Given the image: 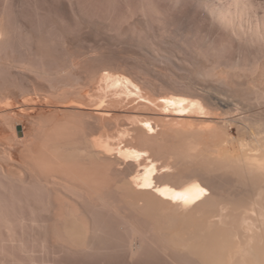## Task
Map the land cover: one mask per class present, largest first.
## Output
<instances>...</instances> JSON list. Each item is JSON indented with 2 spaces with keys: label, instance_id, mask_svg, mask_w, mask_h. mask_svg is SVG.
I'll return each instance as SVG.
<instances>
[{
  "label": "rangeland",
  "instance_id": "374dc122",
  "mask_svg": "<svg viewBox=\"0 0 264 264\" xmlns=\"http://www.w3.org/2000/svg\"><path fill=\"white\" fill-rule=\"evenodd\" d=\"M200 1L0 0V49L3 48L0 50V264H206L208 263L206 259L210 261L213 258L216 254L214 248L219 242H217L218 235L215 234L217 228L208 227L205 220L211 213L205 215L206 212L200 210L201 213L204 212L202 216L199 215L200 213L196 214V209L193 214L189 212L192 209H182L180 206L171 208L167 206L168 204L163 205L164 202L157 204L161 201L149 199L152 196H147V193H144L146 197L143 195L142 197L155 206L149 204V208L144 203L148 207L144 208L140 200L143 199L141 197L143 191H135L138 189L135 184H131L135 186L132 188L135 192L132 198H129L131 197L129 186L130 195L121 193L124 192L120 191L122 188L116 189L113 184L123 181L122 185L127 188L125 184L127 180L124 181V177L119 175L123 174L121 171L130 169L125 163L134 165L135 162L132 161L133 164H130V161L117 158L116 153H107L93 143L109 141L114 145L119 142L129 145L132 141L133 147L138 145L136 147L138 148L140 144L139 148L145 147V141L141 140L145 145L140 140L137 141L139 138L136 135L140 128L136 132V128L130 127H141L140 121L149 118L152 120L151 116L155 117V112L160 114L162 107L159 105L158 96L162 94L156 92L163 91L164 94L171 87L180 94L191 93V97L199 95V98L209 104L208 108L213 104L208 109L207 121H201L198 113L190 116L191 118L194 116L196 121L188 119L189 117L188 122L187 119L185 120L187 124L192 122L193 128L197 129L202 125L207 127L216 123H222L220 126L228 123L231 125V122L237 119L235 122L237 125L235 123L234 126L231 125L236 128L233 130L232 127L233 133L243 136L242 131L245 129L244 134L248 138L250 134L247 130H251L250 126L252 130L264 126V100L260 99L261 89L263 88L264 91V45L250 44L242 39L229 40L228 34H224L218 24L207 16ZM260 3L264 6V0H260ZM103 68H116L114 72L121 70L122 73L131 75L134 81L137 79L136 82L141 84L142 89L147 88L142 90V94L153 100V103H144L135 96L128 100L132 104L125 101L127 103L124 102V105L112 106L109 101L114 91L108 87L102 77V73L106 70ZM95 81L98 83L95 84ZM82 88L85 89L81 91ZM149 89L155 91L149 92ZM221 98L232 101L229 105L231 109L220 104ZM100 108L113 110L112 117L108 115L106 116L108 120H105L102 114L98 113ZM237 115L243 119L237 118ZM155 118L152 122L155 120L159 123V117L156 118L157 120ZM226 120L233 121L226 122ZM111 122L117 127L114 125L112 127ZM118 123L123 124L118 125ZM239 124L241 128L236 127ZM17 125L23 126V136L18 135ZM93 128L97 134L94 132L90 135ZM106 128L107 131L102 130ZM237 129H242L241 133ZM176 136L172 137L177 138ZM179 137L178 139H181ZM173 138L170 137L168 140L173 141ZM163 140L166 141L167 137ZM88 141L89 143L92 141L93 147ZM176 141H174L175 148H179L177 143L181 144V142L178 140L176 143ZM148 142L152 140H148L147 144ZM166 142L172 143L170 145L174 144L170 141ZM150 147L146 148L150 149ZM92 148L100 150V153L94 152V149L92 151ZM142 150L148 149L142 148ZM105 154L109 155L108 158L111 155L114 157L111 156L110 161L104 158V161L109 162L103 163V159L99 156ZM155 154L158 157L156 162L158 166L160 163V167L168 164L174 166L173 170L174 168L178 170L182 165L176 166L180 163V157L174 156L178 159L175 163L174 157L168 159L163 154L162 156ZM116 158L122 160L123 164ZM113 160L119 163L116 164ZM170 161H173V164H170ZM180 161L185 162L182 159ZM112 162L116 165L113 166ZM190 162L195 163L193 166L201 165L200 162ZM102 164L107 167L108 164L112 165L113 171L110 173L109 168L104 170L106 166ZM192 164L190 166L188 164L187 167L190 168ZM122 166L126 169H122ZM182 168L188 169L182 165L179 170H183ZM17 170L22 171L17 172ZM91 170L94 171L90 173ZM114 170H121L119 171L121 173H116ZM219 172L221 173L218 174ZM219 172L215 175L217 174L216 179L221 176V180L218 178V182L214 179L210 181L214 183L211 185L209 183L210 186L218 187L215 191L217 194L219 189L224 188L225 191L231 190L228 192H239L241 197L244 194L241 195L240 192L244 191V188L249 190L251 184L248 182H253L247 181L251 178L249 176L242 175L247 178L244 181L241 175L238 179L224 170ZM113 173L123 180L116 178L118 180L114 181ZM102 174L104 176H101ZM228 174L233 177H229ZM130 175L126 176L130 179ZM159 176L163 182L170 178L162 179L164 177L161 174ZM99 178L104 179L99 180ZM83 180L86 182L84 183ZM97 180L98 183L95 184ZM99 184L102 187H98ZM120 185L116 186L119 188L122 186ZM108 187L111 189L110 192ZM215 188L213 187L214 190ZM256 191L258 192V189ZM255 192L251 194L254 196ZM235 194L233 200V196L227 198L229 193L225 194L226 198L223 194L222 196L235 206L239 197L238 193L237 196ZM252 195H249L248 199ZM196 215H199L197 220ZM168 216H172L173 219ZM199 221L201 224H198ZM197 224L201 226L198 228ZM201 227H207L208 234L205 232L204 235ZM198 229H200L199 234L196 231ZM212 231L215 237H209ZM201 233L203 236H200ZM164 234H166L165 238ZM208 237L214 238L212 246L210 245L212 249L206 247L208 245L206 241L210 240ZM198 247L199 249H196ZM199 250L204 252L200 253ZM207 253H211L210 258H207Z\"/></svg>",
  "mask_w": 264,
  "mask_h": 264
},
{
  "label": "bare ground",
  "instance_id": "6f19581e",
  "mask_svg": "<svg viewBox=\"0 0 264 264\" xmlns=\"http://www.w3.org/2000/svg\"><path fill=\"white\" fill-rule=\"evenodd\" d=\"M201 3L203 5L202 7H204L203 9L206 12L207 16L211 17L216 22V24H218L217 26H219V28L224 31V32L222 31L224 34L225 33L228 34V36L230 37V38L228 37L229 40L230 39H233V40L238 39V41H239L240 39H242L243 41L245 40V42H248L250 44H255V45L256 44H262V46L264 45V8H263L264 6L261 5L260 0L259 1L258 0H203V1L201 0L200 4ZM262 8H263V10L261 11ZM260 11L263 13H261ZM214 21H213V23H214ZM212 25H214V24H212ZM219 28H218V30H219ZM223 36H225V35H223ZM238 41H237V43H238ZM223 42H225V41H223ZM250 46H252V45H250ZM2 49H0V50H2ZM213 53H214V51H213ZM0 55H1V53H0ZM216 62H218V61H216ZM237 64H238V62H237ZM254 67H256V66H254ZM244 68H245V66H244ZM262 68H261V70H262ZM103 69L105 70L106 68H103ZM115 70H116V68L115 69H106L104 72L100 71V72H103L102 77H103L104 81L106 82V84L108 85V87H110L114 91V94L110 98V101H109L112 106H117L119 104H123L125 101H128L132 97H135V96L139 99V101H142L144 103H153V100H151L149 97L142 94V90L147 89V88L142 89L141 84H137V82H136L137 79H136V81H134L135 79H132L131 75L128 76L127 74H124L125 72L122 73L121 70L120 71L117 70L116 72H114ZM255 70H257V69H255ZM259 70H260V68H259ZM118 72H121V73H118ZM256 72H258V71H256ZM209 73H211V72H209ZM250 74H252V73H250ZM243 77H245V76L243 75ZM53 78H54V76H52L51 79H53ZM260 79H261V76H260ZM139 80H141V79H139ZM93 82H94V79H93ZM93 82H92V84H93ZM139 82L140 81H138V83ZM250 82H251V80H250ZM252 82H254V81H252ZM262 82L263 81H261V83ZM96 83H98V82L95 81V84ZM100 85H102V84H100ZM148 87H149V85H148ZM85 88H82L81 91H83V89H85ZM258 88H260V86ZM183 89H185V88H183ZM252 89H255V88H252ZM89 90H91V89H89ZM152 90H150L149 92H152ZM160 90H162V89H160ZM168 90L166 91V89H165L164 92L166 91L167 93L165 92L164 94H163V91H159L161 93L156 92L159 95L162 94L161 96H158L159 97L158 102H159V105L162 107V111L160 112V114L159 113L157 114L156 112L154 113L156 118L159 117L158 118L159 123H156L157 121L154 120V122L158 125L153 124L154 122H152V120L155 117L151 116L152 120H149L150 119L149 118L148 120L140 121L141 127H130L133 129L136 128V130H135L136 132H137V129L140 128L138 130L139 131L138 135H136L139 138V139H137V141L139 142V140H140V142H142L143 145H145V142H146L145 147L139 148L141 146V144L138 147L139 149L136 148L138 145H135V147H133L134 144L133 143L131 144L132 141H130V143H129V145L131 144V146L125 145V144H123V142H119L116 145L110 143L109 141H103V142L94 141L93 142L95 146L101 148L102 150H104L107 153H112V152L116 153V157L118 156L117 158L123 159L124 161H128V162L130 161L131 162L130 164H133L132 161L135 162L134 165H129V164L125 163L126 167L130 168L128 170L126 169V167L122 166V169L125 168L129 174H127V172L125 170H123V171H121V170L115 171L114 170L116 173L118 172L119 174L121 172H123V174L125 173L124 176H123V174H120V175L118 174V175L122 178L124 177L123 178L124 181L127 180V181H125V184H127V188L124 187L125 185H122L123 179H121L120 177L117 176V174H114V173H113L115 175V178H113L114 181L121 179L122 182L117 181L116 184H115V182H113V184L115 185L116 189L126 188L127 191H126V189L125 190L120 189V191H124L121 193H127V194L130 193L131 197L128 196L129 198H132V196L135 194V192L132 191V188H135V186H136L138 189H136L135 191H139V190L143 191L142 192L143 194H141V197H142V195L144 197H146L144 193H147V196H150V195L152 196L149 199L153 198L154 201H156V202L161 201V202H158L157 204L164 202V204L162 203L163 205L168 204L167 206L171 207V208H173L174 206H177L179 208V206H180V207H182V209L183 208L188 209V210L192 209L191 210L192 212L191 211H189V212L193 213V214H195L196 210H197L196 214L200 213L199 215H202V213L204 214V212H206L205 215L207 213H209V214L211 213L210 215L208 214L209 217L205 220L207 221L208 227H216L217 228L216 230L215 229L214 230H215V234L218 235V238H220V240H218V238H217V242H219V244L216 243V246L214 248V251L216 252V254L213 255V258L210 261L206 259V261H208V263H206V264H264V126H262V127L259 126V127H257L258 129L256 128V126H254L256 128V130L255 129L252 130V127L247 123L251 129L250 131H248L249 129L247 130V133L250 134V135H248V138L245 137L246 136L244 134V133H246L245 129H243L244 131H242V132H244L243 133L244 137L241 136V134L237 136L236 134L233 133V130L236 129L233 126L236 124L235 122L237 121V119L234 118V119H236L234 122L233 121L234 119L231 117L230 118L233 119V120H230V121H233V122H231L232 123L231 125H233V123H235L233 126H231L229 123L227 125H230V126H227V125L220 126V124H222V123H220V124L216 123L213 125H208L207 127H206V125H205V127H204V125H202V127H199L200 129L199 128H197V129L193 128L192 122H189L192 124V126H191V124H187V122L189 121L188 119H190V120L192 119V121H193L196 118H194V116H193V118H191L190 116H192L195 113H198V114H200L201 121L202 120L207 121L206 118H209V117H207V115L209 113L208 109L213 104L211 106H209V108H208L209 104H206L205 100L203 99L204 100L203 101L202 98H199V95L197 96V94H196L197 97H195L194 94H193L194 96L191 97L190 96V95H192L191 93H190V95L187 92H186L187 95L184 94L185 92L184 93L182 92V94H180V93H177V90H173L172 87H171V89L169 88ZM170 90L175 91V93L170 91ZM256 90H258V89H256ZM153 91H155V90H153ZM179 91L180 90H178V92ZM261 91L262 92H260V95H261L260 99H262V101H263L264 100L263 88L261 89ZM89 92H92V91H89ZM149 92H145V93L148 94ZM217 92H218V90H217ZM149 95H151V93ZM219 98L220 97H218V99ZM256 98L257 97H255V100H256ZM84 99H85V96H84ZM26 100H27V96H26ZM34 100H36V99H34ZM39 100H41V99H39ZM214 100H216V99H214ZM219 101H220V104H222L223 106H226V107L228 106V108L231 109V107H229V105L231 104L232 101L230 102L229 100H226L224 98H221V100H219ZM77 102H79V101H77ZM128 102H130V101H128ZM24 103H27V102H24ZM125 103H127V102H125ZM130 104H132V103L130 102ZM140 104H142V103H140ZM73 106H75V105H73ZM216 106H217V104H216ZM121 107H123V106H121ZM157 107H158V105H157ZM102 108H105V107H102ZM102 108H100L98 113L102 114V116L104 117L105 120H108L106 118V116L113 114L112 113L113 110L111 111V109L107 108L108 109L107 110V109H102ZM23 109H25V108H23ZM150 109H153V108H150ZM154 109H157V108H154ZM217 109H219V108H217ZM243 109H244V107H243ZM74 111H76V110H74ZM121 111H128V110H121ZM153 111H156V110H153ZM157 112H159V111L157 110ZM143 113H145V112H143ZM149 113H147V114H149ZM234 113H236V112H234ZM134 114H135V112H134ZM139 114H142V113H139ZM156 114L159 116L157 117ZM149 115H152V114H149ZM143 116H144V114H143ZM227 116H229V114ZM110 117H112V115ZM204 117H205V119H204ZM237 118H240V117H238V115H237ZM197 119H198V117H197ZM242 119H243V117H242ZM194 121H196V120H194ZM218 121H220V120L218 119ZM228 121L229 120H226V122H228ZM240 121H238V122H240ZM121 122H124V121H121ZM207 123H204V124H207ZM99 124H100V122H99ZM114 124L115 123H112V125L111 124L110 125L113 127ZM121 124H123V123H121ZM121 124L118 123V125H121ZM126 124H128V123H126ZM201 124H203V123H201ZM223 124H226V123H223ZM259 125H261V124H259ZM114 126L117 127V125H114ZM249 126L247 128H249ZM232 127L234 128L233 130H232ZM236 127L239 128L240 124ZM99 128H101V126ZM112 129H114V128H112ZM133 129H132V131H133ZM97 130L100 131L101 129H97ZM102 130L107 131V128L102 129ZM237 130L241 133L242 129H240V130L237 129ZM237 130H236V133H237ZM94 132L97 134V131H95L93 128L92 132H90L91 133L90 135H93ZM114 133H116V132H114ZM169 135H170L171 139L173 138L172 136H175V135H177L176 136L177 138L174 137L175 140L173 138V141L168 140V139H170ZM136 136H133V137H136ZM178 136H180L179 138H181V139H178ZM240 136L242 138H240ZM249 136H250V139H249ZM158 137H160L162 139H165L167 137L166 141H170L173 143H174V141H176V139H178V140H180L181 144H178L179 142L177 140L176 143L178 142L177 145H179V148L178 147L175 148V146H176L175 143L173 145H170L172 143L166 142L164 140L162 141V139H160ZM129 138H131V137L129 136ZM244 138H246V139H244ZM158 139H159V141L164 142L165 143L164 145L169 144V146L165 147L162 142L158 141ZM89 140H90V138H89ZM141 140H143L145 142H143ZM148 140H152V142H150L151 144L149 142L147 144ZM91 143H92V141H91ZM91 143H89V141H88V144H91ZM92 145L93 144H91V146ZM146 147H150V149L146 148ZM171 147H174V148H171ZM142 148L148 149V150H142ZM93 149L94 148H92V151L95 150L94 152H97V153L100 151L96 148L94 150ZM94 152H92V153H94ZM88 153H90V152H88ZM97 153H96V156L98 155ZM102 153H104V152H102ZM155 153H158L159 156H162V154H163V156L167 157L168 159L173 158L175 156L177 158L180 157L183 161L185 160L184 163H181V161H180L181 159L179 158L180 163L178 165L175 164L176 166H179L180 164H182L183 167L186 166V168H188L192 164L190 161H192L193 163H194V161H196V163L200 162L201 165L198 166V164H196L195 166H193L195 164L194 163L188 169L184 170L182 168L183 170H179L182 167V165H181V166H179L180 168L178 170H176L174 168V170H176V171H174L172 169L174 166L172 167L168 164L164 165L163 164L164 162L163 163L161 162L163 164L162 167H160V163L158 162L159 163V166H158V164L156 162L158 157L156 156ZM160 153H161V155H160ZM105 156H102V157L99 156V158L103 159V163L104 162L108 163L110 161L109 158H111V156H113V155H111L109 158H108L109 155L105 154ZM170 156H172V157H170ZM153 157H155L154 158L155 160L153 159ZM165 157H162V158H165ZM175 157L173 159H175ZM104 158H107L109 161H104ZM107 159H105V160H107ZM120 159H117V160H120ZM117 160H113L114 163H116V164L119 163ZM175 160H176L175 161V163H176L178 159H175ZM186 160H188L189 162H187ZM86 161H88V160H86ZM90 161H92V159H90ZM120 161L123 164V161L122 160H120ZM165 162H167V161H165ZM172 162L173 161H170V164H173ZM186 162H187V164H186ZM114 163L112 164L113 166L116 165ZM135 164H136V166H135ZM188 164H189V166L187 167ZM91 165H93V164H91ZM108 165H109L108 167L105 164L103 165V166H106V168L104 170L109 168L108 171L111 173L113 171L112 170L113 167H112V165L110 166V164H108ZM120 165H121V163H120ZM131 167H133V168L136 167V168H134L135 169L134 170ZM114 168H116V167H114ZM91 169H93V168H91ZM222 170H224L225 172H228L229 174L236 176L238 179H239L240 175H241V177H243V176L248 177L249 176V178L251 177L255 180L257 179V181L255 182V180H253L251 178L247 179V178L243 177L244 181L247 179V181L252 180L254 182V183L248 182V184H251L250 187H252L251 189L253 191L250 189V187L248 188L247 184H246V188H248L249 190L244 188V191L242 190L243 193L240 192L241 195L244 194L243 195L244 197L246 196L245 193H247L248 191H251L253 194V192H255L258 189V192L256 191L254 193L255 194L254 196L251 194V192L247 193V196L245 197V200H246V198H247V200L245 201V200H243L244 197L243 196L240 197L239 192H237L235 190L239 196L238 197L239 199L238 198L236 199L237 202L234 200L236 202L235 206H237V207L234 206V203L230 204V202H228L224 199V197L226 198L225 194L227 195L229 193V195H227V198H228V196L229 197L233 196L232 197V200H233V198H235L234 194L236 192H234L233 190H232L233 193L228 192V191H231L228 188H227L228 190L225 191L224 188L219 186L222 189L221 190L219 189L218 190L219 193L217 194V192L215 193V191L217 190L218 187L215 188V186L212 185L215 188V190H214L213 187L210 186L211 183H214V182L210 183V181H214V179H216L217 174L215 175V173L222 171ZM21 171L17 170V172H21ZM85 171H86V168H85ZM85 171H83V172H85ZM92 171H94V170H91L90 173ZM119 171H121V172H119ZM130 171H132L133 173ZM225 172H223V173H225ZM96 173H98V172H95V174ZM220 173L221 172H219L218 174H220ZM223 173H222V176H223ZM92 174L94 175V173H92ZM98 174H100V173H98ZM160 174L164 177L162 179H166L167 177H170V178H168L167 181L165 180V182H163V181H161V178H159V177H161V176H159ZM225 174H227V173H225ZM225 174H224V176H225ZM85 175L87 176V174H85ZM126 175H130V179ZM232 175H229V177L230 176L233 177ZM82 176H84V175H82ZM86 176H84V177L87 178ZM101 176H104V175L102 174ZM125 176H126V179H125ZM98 177H100V176L98 175ZM116 178H118V179H116ZM220 178H221V176H220ZM224 178H226V177H224ZM101 179H104V178H99V180H101ZM113 179H112V181H113ZM217 179H216V181H217ZM85 180L89 181L88 178ZM106 180H108V179H106ZM106 180H103V181L106 182ZM226 180H228V178ZM242 180L240 179V181H242ZM83 182H84V180H83ZM119 182L121 183L122 186L120 185ZM260 182H261V184H259ZM84 183H82V184H84ZM96 183H98V180L95 181V184ZM132 183L135 184L134 187H133V185H131ZM209 183H210V185H209ZM235 183H236V181H235ZM252 183H253V185H252ZM100 184L98 187H102V186H100ZM117 184L120 185L121 187L118 188L116 186ZM217 185H219V184H217ZM228 185H231V184H228ZM258 185H260L259 188L256 187ZM128 186L131 189L129 191V193H128V189H129ZM66 187H68V186H66ZM112 187H113V185H112ZM236 187H237V185H236ZM63 189H68V188H63ZM108 189H109V187H108ZM254 189H256V190H254ZM90 190H92V189H90ZM222 190L224 193L222 192ZM108 191L110 192L111 189H109ZM120 191H119V193H120ZM131 192H134V193H131ZM220 192H222L224 197L222 196V194ZM127 194L126 195L124 194V196H127ZM249 195H252V196H250L251 198L249 197V199H248ZM128 197H125V199H127ZM135 197H136V195H135ZM241 198H242V200H241ZM122 199H124V198H122ZM134 199L135 198H133V201H134ZM144 199L145 198L140 199L143 202V206H145L147 204L146 206H148L150 208L149 204H151L150 203L151 201L144 200ZM229 200H231V199L229 198ZM239 200H241V201H239ZM133 201H130V202H133ZM139 202H138V206L140 204ZM238 202H239V205H238ZM144 203H146V204H144ZM136 206H137V204L135 205V207ZM140 206H142V205H140ZM146 206L144 208H148ZM151 206L154 207L155 205L153 206L151 204ZM194 210H195V212H194ZM198 210H199V212H198ZM200 210L204 211V212L201 213ZM164 215H166V214L164 213ZM199 215H196V220H197V217ZM168 218L171 219L172 216L171 217L168 216ZM193 218H195V216ZM143 219H146V218L143 217ZM148 221H151V220L148 219ZM163 221H165V219ZM200 221L198 222V224H201ZM76 223H79V222H76ZM198 224H197V226H198ZM169 225H171V224H169ZM164 226H167V225H164ZM200 226L201 225H199L198 228ZM161 227H162V224H161ZM201 228H203V227H201ZM206 228L201 229L202 232H204V235L206 232ZM78 230H79V228H78ZM81 230H83V229H81ZM194 230H195V228H194ZM166 231H168V230H166ZM196 231L198 232V234L200 233V229H198ZM168 232H171V231H168ZM213 232L214 231L210 232L209 237H211V236L215 237V234ZM211 233H212V235H211ZM169 234L170 233H168V235ZM206 234H208V232H206ZM165 235L166 234L163 235L164 238H165ZM201 235H202V233L200 234V236ZM197 236L198 235H196V237ZM200 236H199V238H200ZM178 237H181V236H178ZM84 238H85V236H84ZM174 238H176V237L174 236ZM202 239L203 238H201V240ZM209 239L210 240L206 241V244H208L209 246L207 245L206 247H209V249H212L213 247L210 248V245L212 246V244L214 242V238H212V239L209 238ZM175 240H177V239H175ZM165 242H168V241H165ZM171 242H172V240H171ZM207 242H209V243H207ZM179 245H180V243H179ZM177 247L179 248L180 246H177ZM185 247H184V249H185ZM181 248H183V247H181ZM196 249H199V247ZM200 250H199V252H200ZM203 252H204V250L200 253H203ZM181 253H183V250ZM205 253H206V251H205ZM207 254H208L207 258H210L211 253H207ZM191 255L192 254H190V257H192ZM187 256H189V255H187Z\"/></svg>",
  "mask_w": 264,
  "mask_h": 264
},
{
  "label": "water",
  "instance_id": "95a60500",
  "mask_svg": "<svg viewBox=\"0 0 264 264\" xmlns=\"http://www.w3.org/2000/svg\"><path fill=\"white\" fill-rule=\"evenodd\" d=\"M17 132L19 136H23V126L17 125Z\"/></svg>",
  "mask_w": 264,
  "mask_h": 264
},
{
  "label": "snow or ice",
  "instance_id": "6c2138e0",
  "mask_svg": "<svg viewBox=\"0 0 264 264\" xmlns=\"http://www.w3.org/2000/svg\"><path fill=\"white\" fill-rule=\"evenodd\" d=\"M202 191V190H201Z\"/></svg>",
  "mask_w": 264,
  "mask_h": 264
}]
</instances>
